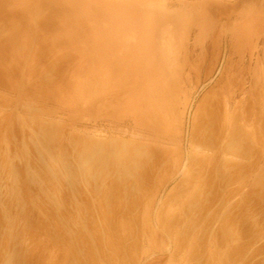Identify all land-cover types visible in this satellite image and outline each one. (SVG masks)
I'll list each match as a JSON object with an SVG mask.
<instances>
[{"label":"rangeland","instance_id":"rangeland-1","mask_svg":"<svg viewBox=\"0 0 264 264\" xmlns=\"http://www.w3.org/2000/svg\"><path fill=\"white\" fill-rule=\"evenodd\" d=\"M165 1L169 2L170 0ZM174 1L177 3L186 2L185 0ZM216 1L220 2L219 0ZM226 1H231L230 3L226 2L228 5H235L238 0ZM197 15H199V17H196ZM15 16L18 19L15 18ZM196 16V18L206 19L202 9L198 11ZM50 17V15L47 17V20L50 21L49 25L51 28L48 27V30L44 29V26H40V22L37 23V26L35 24L32 26L27 17L20 13L15 15L11 13L5 14V12L0 13V25L3 24V29L0 32V76H3V78L0 79V151H2L0 152V178H4L5 180L15 176L16 168L14 166H7L9 155H14V158H17L15 161L16 163H22L25 159H31V156H33L32 154L35 152H43L51 149L54 144L53 138L49 135L42 136L45 132L44 127L47 123L67 126V133L76 134L87 141L85 146L87 149L94 148L99 144L109 141L118 142V145H123L122 143L124 142H132L135 145L140 144L144 147L143 149L146 152L156 147L152 155L157 156L160 151H162L163 154L165 153L162 159L163 166L159 168L157 172L158 175L157 173H154L156 176L153 174L152 177L155 176V178L150 177L151 179L144 183L143 190L139 195L141 197L144 195L145 197L143 196L144 198H141V201L142 199L144 200L140 208L136 211L137 214H143L144 211L149 214L147 222L146 220L143 222L145 228L138 226L136 232L131 228L128 230L129 234L126 235V238L121 241L119 237H116V240L113 241L112 244L107 245L106 243L107 246H110L107 248L103 245V230H101L97 218H103L105 215L108 216V221L112 222V220L118 218V216H123L121 214L124 210V200L115 199L111 203H100L97 201V198L93 197L94 199H92V195H89L87 190L83 192L84 195L82 193L80 199L78 198L77 205L79 209L83 210L81 212L92 214L94 217L93 226H91L90 223L87 224L81 216L79 217L81 221L78 218L74 222L73 227L88 228L84 235L98 229L101 239L95 243L100 247L102 252L107 255L106 257L111 259V264H264V198L261 200V197L264 196L263 40L251 38L238 42L237 39H232L234 37V27L231 22L224 24V29H226L221 38L219 37L220 40L214 34L199 35L197 31L198 27L195 24L192 29L188 33H184L185 35L182 37L169 40L170 47H174V50H169L167 55L160 58L162 62L159 65L156 62H151L146 59L141 60V64L136 62V59L139 58L137 55L138 52L136 51L135 56L125 57L127 54L125 51L123 55H119L118 53H122V50H114L111 48L112 46L108 47L109 49L111 48V55H117L114 58L115 62L113 61V64L117 63L115 68L120 70L128 69L137 80L141 78L143 80L146 79V76H142L143 74H141L143 70H149L151 72L158 66L156 69L159 70L157 79H148L147 85L145 84L146 88H149H147L148 92H150L153 97L159 94L166 96L168 93H172L173 96L174 93L175 96L177 95L175 97L177 103L175 105L173 104V108L171 107L173 110H170L171 114L172 112L174 113L173 116L175 118L167 112L169 113L168 115H171V119L170 116L168 117L167 114H165L166 117L164 116L163 121L159 124L160 131L153 134L152 137L150 136L151 134L147 135L146 130L143 129L144 126L137 123L136 117L134 118L132 115V108L128 105L119 104L114 112H112L114 113L113 116L111 115L112 113L108 116L106 114L107 111H105L106 108L108 109L109 107V101L106 102L108 106L101 105L95 108V104H93L91 100L89 104H85L86 107L94 106L89 113L84 111V109L75 110L66 107L70 100L67 94H65L67 91L66 84L70 85L72 89L78 87L82 88L84 85V80L82 79L78 80L76 84L71 85L75 73L77 71L82 73L91 71L95 74L96 71H98L96 67H92L93 61L97 59L98 48L92 45L94 44L93 41H87L84 42V44L81 42L82 44L76 48L61 46L62 44H60V41L64 38L67 26L60 22L54 23L55 19ZM190 19V17H187L186 22ZM147 20L151 22L152 16H147ZM28 28H30V30ZM17 40L26 44L25 52H17L18 57H15V59L9 58L7 55L9 52L8 48L11 49ZM33 42H35V44ZM50 42H52L53 46L56 45V48H52V45H48ZM236 45L238 47H236ZM229 46L232 48L229 49ZM235 48L238 49L236 50ZM120 49H123V47H120ZM19 59L21 60L15 62V60ZM130 59H132V61H130ZM107 61L109 62V60L103 59L100 66L104 68L108 63ZM135 65L139 68H136ZM149 65H151V67L147 68ZM47 69L52 72H57L59 77H63V85L60 83V80H57V84H59L61 88H53L51 91L52 95L48 98H45L42 94H37L35 97L26 95V91H24L25 88L21 87V80H27V71L43 72ZM31 81L33 82V79H31ZM170 83H172V85ZM159 85L161 87L158 89ZM35 87L39 89L37 85L35 86L32 84L31 88ZM212 96L213 98H210ZM20 104H22V106L17 108ZM204 104L206 106H204ZM24 106L31 107L29 109L26 108L27 110L24 108L23 110ZM203 106L206 107V109ZM204 109L206 111H204ZM102 110L103 112H101ZM47 113H49V115ZM12 114L14 118L17 116L23 118L33 117L32 119L36 121L37 126L24 123L23 127L20 129L21 133L18 129L16 133H12L6 137L4 135L5 124L3 119H6V117L11 118ZM73 116L76 119L72 118L74 121H71V117ZM40 123L42 126H40ZM163 124L167 125L164 126ZM208 124L211 127H209ZM203 125L205 126L203 127ZM207 125L209 129H207ZM202 128L205 136L202 135V130H200L201 135L197 133L199 129ZM175 132L177 135L174 134ZM17 134H19L18 137ZM20 134L24 136L21 137ZM198 135L200 139L203 136V140H200ZM236 136H238L241 142V148H238L239 151L237 149L226 151V145L231 139H235ZM2 138L7 140L5 141ZM154 139H157V141ZM35 140L37 142H35ZM204 143H206V146ZM4 144L6 146L8 144V147ZM245 151L246 153H244ZM238 152L241 153L239 154ZM102 155L101 149L93 152L85 164V170L89 172L94 170ZM151 158L152 156L150 160ZM144 163V159H142V164ZM145 166L146 165H143V168H145ZM44 169L46 173L51 176L58 170L51 159H48ZM198 172L206 175H201L202 179H200L199 183H188ZM196 188H199L201 191L202 189H206V197H203L199 203L196 202L191 212L189 211L188 213L191 215H187L185 210L188 203H192L193 198L197 195L196 193L198 192ZM86 192L88 195L85 194ZM205 204L206 208L204 207ZM8 205L4 192L0 189V219L6 217L2 227L10 230L12 228L14 229L19 221L13 216L8 217L10 216V207ZM218 205H220L221 208H219L220 206L218 207ZM103 209L108 212V214L102 211ZM100 210L104 212V214ZM52 213H50V210H44V216L47 218L49 214L50 217L51 215L54 217L59 216L60 211L57 212L58 214L56 212ZM7 220H9V222ZM188 220H191V222ZM11 221L14 223L10 224ZM27 221L26 225L39 226L38 224L36 225L38 221L36 218ZM125 221L127 220L125 219ZM186 221H188V223L193 222V224L199 222V227H195L190 237L182 236V238H179L180 234L183 233V229L188 228L186 227ZM81 222L82 224H80ZM179 222H182V224ZM205 222L206 232L202 233V226ZM8 223L10 225H8ZM225 223H228L226 224V228L230 231L229 239L231 241L229 240L228 244L231 243L230 246H226V244H222V246L219 242L220 245L218 246L219 238H217V233L220 231V227L225 226ZM177 224L179 225L177 226ZM180 224L182 226H180ZM40 230L41 227L31 229L30 234L22 239L20 250L18 251L19 253L14 251L17 246L15 244L9 245L7 239L0 233V256L10 259H7V264H25L24 261H29V259L30 261L33 260L31 264H62L61 261L63 260L64 253L66 251H74L79 243L76 236L67 238V236L59 235L60 237L57 236L52 239L50 245L46 247L45 252L43 251V244L37 243L42 233V230ZM251 235L252 245L248 242L250 239L249 236ZM176 236L179 239H177ZM130 237H132V239ZM198 238L199 242L197 240ZM18 241L20 240L16 242ZM234 244H236V247L241 245V250H245L244 256H242L244 259L240 256L238 260L226 262L227 250L234 247ZM116 245L120 248L118 246L116 247ZM118 249L126 252L122 253L123 255H127V253L130 252V259L128 258L129 260L126 259L125 261L124 258H119L118 254L115 253ZM19 255H21V257H19ZM203 257L204 260L202 259ZM88 264L107 263L104 261V258L100 257L98 259H91Z\"/></svg>","mask_w":264,"mask_h":264},{"label":"bare ground","instance_id":"bare-ground-1","mask_svg":"<svg viewBox=\"0 0 264 264\" xmlns=\"http://www.w3.org/2000/svg\"><path fill=\"white\" fill-rule=\"evenodd\" d=\"M185 1L186 2L184 3H177L174 0H170L169 2L165 0H0V13L5 12V14L11 13L14 15L17 13H20L23 16L27 17V19L30 21L32 26L33 24L37 26V23L40 22L39 25L44 26L43 28L48 29V30L50 28V25H49L50 21L47 20L48 19L47 17L50 15L51 16L50 18L53 17V19H55L54 23L60 22V23H64L65 26H67V29L64 34V38L60 41V44H62L61 46H69L71 48H76L82 43L84 44V42L93 41L94 44L92 45L98 49H97V59L93 61L94 64L92 63V67H96L98 71H96L95 74L92 73L91 71H88L85 73L77 71L75 73L73 77V81H72L73 83L71 85L76 84L77 81L80 79L84 80V85L82 88L78 87V88L72 89L70 85L66 84L67 91L65 94H67L68 98L70 99L66 107H69L75 110L84 109V111L89 113V111L93 109L94 106L86 107L85 104L86 105L89 104L91 100L93 101V104H95V108L101 105L106 106L107 105L106 102L109 101V107L108 109L106 108L105 110L107 111L106 114L109 116L112 112H114V110L119 104L128 105L129 107L132 108L131 112H132L133 117L134 118L136 117L137 123L144 126L143 129L146 130L147 135L151 134L150 136H152L153 134L158 133L160 131L159 124H161V121H163L165 114H167L168 117L170 116V119H171V115L172 117H174L173 116L174 113L171 111L172 112L171 114L170 110H173L171 109V107L173 108V106L177 103L175 101V97L177 95L175 96V93H174V96H173L172 93L171 94L168 93V95L166 94V96H162L159 94L158 96L153 97V95L150 94V92H148L147 90L148 87L146 88L145 84L147 85L148 79L150 80L157 79L159 70H156V69L158 68V66H156L155 69L152 68L153 70L151 72L149 70H148L149 72L143 70L141 74H143L142 76H146V79L143 80L141 78L140 80H137L135 76L132 75L133 73L131 74V71H128V69L120 70V69L115 68L116 67L115 65L117 63L116 64H113V63L115 62L114 58L117 55L115 54L116 56H114L110 54L111 48L114 50L115 49L122 50V53L118 51L120 52L118 53L119 55H123L125 51L127 53L125 57L127 56L132 57V55L135 56L136 54L135 51H136L138 52L137 55L139 57L136 59V62L141 64V60L146 59L151 62H156L159 65L162 62L160 58H162L164 55H167V52L169 50L170 51L174 50V47L172 46L170 47L169 40L171 39L173 40L177 37H182L183 35H185L184 33L186 32L188 33L192 29L193 25L195 24L197 25L198 27L197 31L199 35H203V34L213 35L214 34L218 38L219 37L221 38V36L223 35V32H225L224 30L226 29V28L224 29V24L225 23L227 24L229 22H231L234 27V34H233L234 37L232 39H237L238 42H241L242 40H248L251 38H259V40L260 39L263 40V44H264V0H248V1L238 0L235 5H228L226 2H229V1H226V0L224 1L219 0L220 2L216 0H185ZM187 1H191V2H187ZM201 9L204 12V16L206 19L196 18V17H199V15L196 16V14ZM147 16H152L151 22L147 20ZM187 17L191 18L190 20H188V22H186ZM15 18L17 17L15 16ZM2 29H3V24L0 25V32L2 31ZM28 29L30 30V28ZM33 43L35 44V42ZM25 45L26 44H23L22 42L18 40L15 41L14 46L11 49L8 48L9 50V52L7 53L8 57L9 58L11 57L12 59H15V57H18L17 52L19 51L25 52ZM48 45H52V48H56V45L53 46L52 42H50ZM57 46H60V45H57ZM110 46L112 47L109 49L108 47ZM120 47H123V49H120ZM236 47L238 46L236 45ZM52 48H49V49H52ZM231 48L232 47L229 46V49ZM263 50H264V47H263ZM103 59L109 60V62L107 61L108 63L107 65L104 66V68L100 66L101 61ZM20 60L21 59L15 60V62L20 61ZM130 61H132V59H130ZM137 67L138 66H136V68ZM150 67L151 65H149V67L147 68H150ZM1 78H3V76H0V79ZM31 79H33V82L31 81ZM62 79L63 77H59L57 72H52L51 70H48V69L43 72H34L30 70V71H27V80L25 79L21 80V87L25 88L24 91H26V95L35 97L37 94H42L45 96V98L46 97L48 98V97H51L52 95L51 91L53 88H57V87L61 88L60 85L57 84V80H60V83L62 85L64 84V82H62ZM32 84L35 86L37 85L39 89H37L36 87L31 88ZM170 84L172 85V83ZM159 87L161 86L159 85L158 89ZM210 98H213V96ZM18 106L19 107L17 108H20L22 104ZM204 106L206 105L204 104ZM30 107L31 106L29 107L24 106L23 110L24 108L29 109ZM204 108L206 109V107ZM205 109L204 111H206ZM101 112H103V110ZM167 112H169L171 115H168L169 113ZM47 114L49 115V113ZM113 114L114 113H112L111 115L113 116ZM11 116H12L11 118L6 117L7 120L3 119V122L5 124L4 125L5 126L4 135L6 137L8 135H11L12 133H16L18 129L20 132V129L23 127L24 123H29V125L37 126L36 121L32 119L33 117L23 118V117L17 116L14 118L13 114ZM168 117H167V120H168ZM72 118L76 119L73 116L71 117V121H74L72 120ZM205 125H203V127ZM40 126H42V124ZM173 126H176V125H173ZM66 127L62 125L61 126L56 125L54 123H47L45 125L44 127L45 132L42 134V136L49 135L50 137L53 138V142H54L50 150H46L43 152H35L32 154L33 156H31V159L29 160L25 159L22 163H19V162L16 163L15 161L17 160V158L15 159L14 155L8 156L9 161L7 163V166L9 167L14 166L16 168L15 170L16 172H15L14 177L5 179L6 181L4 180V178H0V189L2 190V192H4L5 199L7 200L9 204L8 206L10 207V210H9L10 216H8V214L7 216L8 217L13 216L16 219H18L19 222H17V225L14 229L13 228L10 230L4 229L2 227L3 226L2 224H4L5 222L4 220L6 217H3L2 219H0V233H2L4 237L7 239V243L9 245L15 244L17 246L14 250V251H17V253H19L18 251L20 250L19 248L21 246L22 239L26 235L30 234V231L32 228L36 229L38 227H41L42 231L41 230L40 231L42 233L37 243L43 244L42 246H44V250L43 249L42 250L45 252H46V247L50 245V243L52 242V239H54L55 237L59 235L67 236V238L76 236L77 237L76 239L79 243L75 247L74 251L73 250L68 251V252L66 251L64 253L63 260L61 261L62 264H88V262H90L91 259H94V258L98 259L100 257L104 258V261H106L107 264H111L112 263L110 262L111 259L106 257L107 255H105L100 249V247L95 243L101 239V236L99 234L100 231L98 229L88 232V234L86 233V235H84L86 232V229L88 228H74L73 227L74 222L81 216L84 219V221L87 222V224L90 223V225L93 226L92 223H93L94 217L92 216V214H85L81 212L83 210L79 209V206L77 205L78 198L80 199L82 197V193L85 192V190H87L89 195H92V199H94L93 197H95L97 198V201L100 203L106 204V203H111L115 199H120V200L123 199L125 203L124 210L122 211V214H121L123 216H120V217L118 216V218L115 217L116 219H113L112 222L108 221L109 220L107 219L108 216H105V215L103 216V218H100V217L97 218L99 220L98 222L101 226V230H103V234H102L103 235L102 237L103 245H105L107 248L110 247L107 245L112 244L113 241L116 240V237H119L120 240L122 241L124 238H126V235L129 234L128 230H130L131 228L134 229L135 232L137 231L138 226L145 228V226H143V222L145 220L147 222L148 220L147 217H149V214L145 213V211L143 214L136 213V211L138 210V208H140V205H142V202L144 200L142 199L141 201V198L145 197L143 193L142 195L144 197L143 196L141 197L139 193L143 190L144 183L150 180L151 179L150 177H152L154 173H157L159 168L163 166L162 159L165 153L163 154V152L160 151V153L156 156V155H152L156 147H153L151 148V150H149V152H146L143 149L144 147H142L140 144L135 145L132 142L131 143L124 142L122 143L123 145L121 144L118 145V142L116 143L114 141L102 143L94 148L87 149L85 147L87 141H85L84 138H80V136L76 134L67 133L68 131ZM209 127L211 126L209 125ZM209 127L207 129H209ZM200 130H202L201 133L202 135H204L205 133H203V128L199 129L197 133L201 135ZM176 132L174 134L177 135L178 132L177 133ZM18 135L19 134H17V137ZM34 135H35V131H34ZM202 137L201 139L203 140ZM194 138H195V135H194ZM199 139H200V136H199ZM3 140L6 141L7 139H3ZM154 140L157 141V139H154ZM35 142L37 141L35 140ZM204 145L206 146V143H204ZM226 146H227L226 151L227 150L229 151L233 149L238 150V148H241L242 145H241V142L238 136H236L235 139L234 138L231 139ZM6 147H8V144ZM99 149L102 150L103 155L101 156L99 162L96 164L94 170H92L91 172L85 170V164L87 160L90 158L93 152H96ZM244 153H246V151ZM151 156L152 158L150 160ZM48 159H51L53 164L56 165L58 168V170L54 172L55 174H53L52 176L48 175L44 169L45 164L48 162ZM142 159H144V162L146 164L145 163L142 164ZM143 165H146L145 168H143ZM201 175L205 176L206 174L198 172V174L195 175L194 178L192 177L188 181V183H192V182L199 183L200 179H202ZM155 176L152 178H155ZM197 192L198 193H196L197 195L193 198L192 203L190 204L188 203V206L186 207L185 211L187 215H191L188 213L189 211L191 212L193 205L195 206L196 202L199 203L203 199V197H206V189H202L201 191L198 188ZM88 193L86 192L85 194L88 195ZM262 198H264V196L261 197V200ZM219 206L220 205H218V207ZM204 207L206 208V204L204 205ZM219 208H221V206ZM45 209L50 210V213L52 212L57 213L60 211V214L59 216H55V217L51 215L52 218L50 217V214H49V217L47 218L46 216H44ZM102 211H104V209ZM104 212L108 214V212L106 211ZM104 212L102 213L104 214ZM33 218H36L38 220L36 222V225L37 224L39 225L38 227L32 226V225L31 226L26 225V222H28L27 220H30ZM125 219L127 221H125ZM7 221L9 222V220ZM12 221L10 224L14 223V222L12 223ZM188 221H186L187 222L186 227L188 228L187 229L182 228L183 233L180 234L181 237L179 236V238H182V236L190 237L193 231L195 230V227L196 228L199 227L198 225L199 222L198 223L195 222L193 224V222L188 223ZM189 222H191V220ZM179 223L182 224V222H179ZM10 224L8 223V225ZM80 224H82V222ZM181 224L180 226H182ZM226 224L228 223H225V226L220 227L221 229L219 228L220 231L217 233L218 234L217 238H219L218 243L220 242L221 245L226 244V246L227 245L230 246L231 242L228 244L230 240L229 239L230 231L228 228H226ZM178 225L179 224H177V226ZM202 230H203L202 233L206 232V222L203 224ZM130 238L132 239V237ZM176 238L179 239L177 236ZM249 238H247L249 239L248 242L250 245H252L253 244L251 242L252 235L249 236ZM17 240H20V241L16 242ZM197 240L199 242V238ZM220 243L218 244V246L220 245ZM235 245L236 244H234V247L229 248V250H227L228 253L226 251L227 261L226 260L224 261L233 262L234 260H238L240 256L241 258H243L242 256H244L245 250L244 249L241 250L242 248L241 245L239 247H236ZM117 246L118 245H116V247ZM116 251L117 252L115 253L118 254V257L124 258L125 261L126 259L130 257V252L127 253V255L126 254L123 255L122 253H126L125 251H121L120 249ZM19 257H21V255H19ZM7 259L9 258L0 256V264H7ZM202 259L204 260V257ZM224 259H225V256H224ZM32 261L33 260L30 261L29 259V261L25 260L24 263L31 264ZM229 264H232V263H229Z\"/></svg>","mask_w":264,"mask_h":264}]
</instances>
